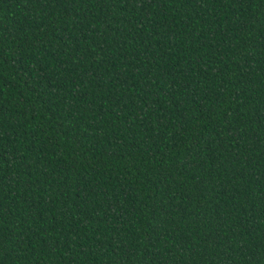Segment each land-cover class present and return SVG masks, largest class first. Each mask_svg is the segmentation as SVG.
I'll return each instance as SVG.
<instances>
[{"label": "trees", "instance_id": "trees-1", "mask_svg": "<svg viewBox=\"0 0 264 264\" xmlns=\"http://www.w3.org/2000/svg\"><path fill=\"white\" fill-rule=\"evenodd\" d=\"M0 264H264V0H0Z\"/></svg>", "mask_w": 264, "mask_h": 264}]
</instances>
